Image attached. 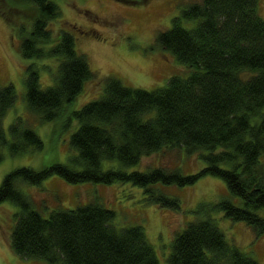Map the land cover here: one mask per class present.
Here are the masks:
<instances>
[{"label":"trees","instance_id":"obj_1","mask_svg":"<svg viewBox=\"0 0 264 264\" xmlns=\"http://www.w3.org/2000/svg\"><path fill=\"white\" fill-rule=\"evenodd\" d=\"M118 1L136 5L146 0ZM8 7L20 21L14 28L18 51L32 61L25 79L28 115L38 125L57 123L94 76L88 58L77 51L70 32L50 28L62 17L53 0H8ZM258 8L259 0L190 3L155 38L192 70L188 77H172L153 91L106 79L98 100L66 118L70 164L22 167L4 178L0 205L11 202L20 208L11 235L16 256L46 264H159L142 226L118 229L115 212L97 200L75 209H45L49 216L44 217L19 183L39 185L60 176L70 184H132L143 189L148 205L178 211L179 200L166 189L212 176L223 180L242 205L228 200L200 205L195 219L175 233L168 264H259L231 246L213 218L223 213L246 223L257 238L264 235V20ZM194 21V27L185 26ZM42 70L52 86L43 88ZM17 98L13 85H0V164L5 149L13 157L44 149L27 119L18 117L8 134L4 129ZM167 149L202 153L206 167L192 175L176 166L130 171ZM105 163L119 167L104 169Z\"/></svg>","mask_w":264,"mask_h":264},{"label":"rangeland","instance_id":"obj_2","mask_svg":"<svg viewBox=\"0 0 264 264\" xmlns=\"http://www.w3.org/2000/svg\"><path fill=\"white\" fill-rule=\"evenodd\" d=\"M53 1L60 7L62 17L52 23L50 28L55 33L63 28L74 36L77 51L87 56L94 76L61 121L38 125L27 110L26 68L32 61L24 60L17 48L14 28L20 22L19 17H16V12L13 16L10 14L14 9L8 7V0H0L4 9H0V85H13L18 96L15 106L3 120V126L8 134L10 125L22 117L29 121L30 127L44 142L42 151L16 157L5 149V160L0 164V186L4 178L18 168L42 170L54 164L71 163V131L65 127L66 118L71 110H80L86 104L98 100L104 92L106 79L116 78L126 87L153 91L165 87L170 78H186L192 71L180 65L172 53L158 46L155 38L170 29L172 20L180 16L190 3L198 0H146L136 5H126L118 0ZM258 9L259 16L264 20V0H259ZM195 25V21L185 24L187 28ZM41 84L43 88L52 86L45 70L41 71ZM161 166H176L183 174L192 175L203 170L206 163L202 153L188 155L184 150L181 153L177 149H167L144 158L139 166L130 171H146L149 167ZM118 167V163L104 164V169ZM17 187L32 198L36 209L44 217L49 216V212H44L45 209H75L97 200L115 212L114 225L118 229L134 226L144 228L157 253L159 264H168L175 233L182 231L188 222L195 219L193 211L200 205L224 200L242 205V200L232 195L223 180L212 176L203 177L193 186L166 189L169 196L179 200L181 209L178 211L148 205L144 200L143 189L132 184H70L60 176H53L39 185L23 182ZM19 212L20 208L11 202L0 205V264H46L20 258L13 253L11 235L14 216ZM213 218L231 246L259 264H264V235L257 238L246 223L234 222L223 213H215Z\"/></svg>","mask_w":264,"mask_h":264}]
</instances>
